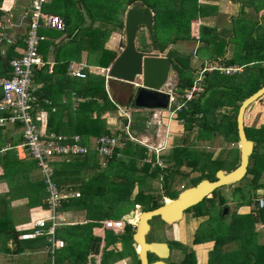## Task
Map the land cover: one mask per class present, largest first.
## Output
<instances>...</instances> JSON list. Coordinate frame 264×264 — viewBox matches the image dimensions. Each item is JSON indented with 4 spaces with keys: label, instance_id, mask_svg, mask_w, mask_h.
<instances>
[{
    "label": "trees",
    "instance_id": "1",
    "mask_svg": "<svg viewBox=\"0 0 264 264\" xmlns=\"http://www.w3.org/2000/svg\"><path fill=\"white\" fill-rule=\"evenodd\" d=\"M137 1L146 4L154 14V35L160 52H163L169 43L175 44L183 39L195 41L196 35L194 33L190 34V23L193 20L202 17L205 18L207 16L206 8L212 7L213 12L218 9L217 3L214 0H74L72 7L75 11H71L68 7L65 14L62 15V18L65 22V31H67L75 17L74 21L77 26L68 34V36L72 35L70 41L74 44L75 54L85 51L88 53L87 61L89 63L100 68H108L118 54L116 51L107 49L104 44L111 32L123 29V21L119 16L120 13H124L130 4ZM237 1L238 3L240 1L243 16H250L251 18H237V22L233 25L229 34L222 35L219 38V34H216L218 33L216 25H207L210 27L208 28L202 24L199 27V40L204 43L205 48L210 47L212 49L213 54L210 56L212 61H216V64L219 65L241 68V71H236L229 75L219 70L203 73L205 86L203 94L193 99L189 102L186 109L177 112L175 115L176 120L182 121L181 129L190 136V133H192L190 131L193 130L195 125H198V131L192 141L200 139L208 141L215 136L217 131L218 134L223 135L229 142L238 143L236 129L238 109L244 99L248 98L264 85V25L257 18L258 14H264V0H222L221 4L223 8H229L231 2L236 3ZM76 2L82 5L89 23H86L87 19L84 17V14L76 9ZM1 3L2 0H0V8ZM244 8L251 9L254 14L247 16ZM3 14L0 9V18ZM71 14L73 15L71 16ZM108 16L113 18V28L104 30L100 29V25L92 26L94 22H100L99 24L103 23V21H106L104 19ZM165 29L171 30L170 36H173L172 38L169 36L166 38L160 35ZM158 35L161 36V42L163 44L159 43ZM164 37L167 39L166 42H163ZM141 41L143 49L138 50L149 51L151 45L144 42V39H141ZM228 43L231 45H228ZM17 46L16 42L11 46L9 45L5 57L0 56L1 74L6 75L10 71L8 61L13 56H16L15 49ZM227 47L232 48L231 57L226 60H220L222 57H225L227 53L225 48L227 49ZM236 50L239 55L236 54ZM168 57L171 58V68L177 79L176 93L181 94L184 90L191 87L195 70L190 66V59L187 57L177 55L173 51L168 53ZM75 59H78V57ZM57 64L59 67L56 68L55 66L52 73L61 71V78L56 80L55 85H65L66 88L70 89V92H75L79 101L75 109L70 104L67 107L58 106L54 100L55 94L54 98L53 93L51 95L47 94L52 88L43 87L44 84H49L50 81L52 82L53 75H45L40 72L36 74L35 71V83L43 82L41 83L42 88L37 94H39L40 98L45 97L50 100L51 106L56 107L53 112L48 107L47 131H54L57 134L80 135L85 144L90 137L98 138L102 135H109L110 131L107 129L106 120L103 118V115L106 113L116 114L117 107L108 98L104 86V77L87 73V79L77 78V80H73L65 76L68 60H65L61 65H59L60 63L58 61ZM44 71L45 69L41 70V72ZM133 97V95L128 97V103L132 102ZM222 108H230L231 111L230 113L220 114L218 111ZM133 113L139 115L140 121L138 122V117H135L136 121L133 123L131 115L129 131L139 132L144 130L147 117H143L142 112H138V110ZM124 122L126 123L127 119ZM245 133L247 138L253 141L254 150L249 158V165L243 179L248 178L249 186L251 187L246 193H253L264 187V184L261 183L264 179V124L245 128ZM185 139L184 141L186 142L187 138L185 137ZM192 141H189L190 145H193ZM179 145L169 143L171 148L170 154L162 156L165 162L171 165L164 169L143 163L142 161L147 152L146 148L127 140L124 141V148L121 151H115V154L120 152V156L117 158L114 155L107 159L103 168H100L99 165L97 166L98 159L96 156L83 158L74 156L70 158H75L72 161L65 159L61 163H57L56 161L53 164L54 173L52 180L56 184L59 194L63 196L59 211L82 209L85 210L88 219L92 221L84 225L64 227L55 230V235L59 237L64 236L63 233H67V236H64L65 246L57 253L59 256L57 255L55 262L58 261L59 257L64 260L66 258L69 259L70 264H80L86 261L89 253H98L99 239L93 236L91 231L96 224L94 221L105 218L109 219L113 216L121 218L125 213L130 211L132 202L133 207L134 204H142L143 211H149L161 206L164 198L165 201L176 199L181 191L175 195V191L171 190V187L177 179L176 176L179 174L177 173V166L187 164V166H192L193 168L198 167V171L201 172L198 178L190 181L191 186L189 187L195 186L204 179L215 181V174L218 170L226 171L227 164H225V159L220 157L213 159L212 153L200 152L189 148V145L185 144L184 146L178 147ZM2 146L0 145L1 179L8 185L9 191L0 198V250L5 254L22 255L26 249L35 250L44 248L48 245V242L46 236L25 241L20 240L18 236L26 230L18 232L15 229L13 220H10L8 206L14 200H25L20 205L24 210L34 209L36 207L46 209L47 205L45 201L48 192L42 173L40 171L39 174L36 173L38 171L36 161L30 157L25 161L18 160L11 149L8 150V146ZM3 149L5 150L2 151ZM2 152L5 154H2ZM235 155L237 162L229 167V170L226 172H230L238 166L239 149H236ZM152 159L154 158L152 157ZM139 163H141L140 166ZM92 164H95L96 167L92 168ZM195 164L197 166H194ZM81 166H90L93 169L87 179L81 176L83 174ZM31 173H34V176L30 178ZM161 176L163 177L161 191L154 195L152 193L151 181L159 179ZM72 184L74 188L66 187ZM135 185H140V189L134 199L131 200ZM218 190L216 189L209 197H205L199 204L185 211L186 214L193 212L194 218H200L207 216L209 209H212L214 210L212 214H216L219 222L218 227H212L210 220L214 217H210L206 223L201 224L202 227L199 225L193 234L191 245L213 242V247L208 253L207 264L264 263V245H258L254 239L255 236L237 238L238 233L243 234L249 229L250 223L259 221L264 223V207L254 212V215L247 214L239 216L235 213L231 216L224 215L222 209L225 203L217 192ZM246 193L244 194L241 188L238 190L240 196L237 202L239 204L240 202H243L241 204L247 203V200L244 198ZM109 202L117 210L121 206L122 211H117V215L110 214L106 211V207L110 205ZM208 206L209 208L207 209ZM139 217L140 214H138ZM229 217L232 219L230 223L234 222V226L231 228L230 223H225V220ZM134 232L135 227L127 225L120 238L125 244L129 242L130 256L134 259L131 264H140L135 248L132 246ZM237 239L239 240V244H242L238 250L226 252L223 250L225 245L230 242L233 243ZM9 242L13 245L12 249L7 245ZM147 242L152 241L147 240ZM184 246L187 245L182 244L184 254L178 264H198L195 251L191 247L188 250ZM25 247L27 248L25 249ZM109 253L111 252H107V254ZM122 256L123 253H119L117 259H121ZM105 257L106 253L104 251L102 253V261ZM154 260H157V258L149 255V262ZM25 264L35 263L28 260ZM40 264H50V261L45 259Z\"/></svg>",
    "mask_w": 264,
    "mask_h": 264
},
{
    "label": "rangeland",
    "instance_id": "2",
    "mask_svg": "<svg viewBox=\"0 0 264 264\" xmlns=\"http://www.w3.org/2000/svg\"><path fill=\"white\" fill-rule=\"evenodd\" d=\"M218 6V9L213 12L212 7L206 8V14H207V18L204 20H197V21H192V23H190V34L194 33L196 35V40L195 41H190L188 39H183L181 41H178L175 44H168L166 45V49L163 50V52L156 50L153 51L151 48L149 51L146 52H151V53H155L158 55H165L170 52L173 51L175 52L177 55L183 56V57H187L190 59V66H192V68H194L195 72L193 74V81L194 79H196L197 75L196 72L199 69H202V67L204 65H210V64H216V61H212V59L210 58V56H212L213 51L210 47L205 48V45L203 42H201L199 40L200 34H199V26L201 25V23H203L204 21V25L205 26H211V25H216L217 27V35L219 34V38L222 35H227L229 34V31L232 29L233 25L237 22V18L239 17H243L246 19H250L251 17H246L245 15L243 16V14L241 13V4L240 1L238 3V1L236 3L231 2V6H229V8H223L221 1L222 0H214ZM51 2V0H50ZM53 4L49 6V11L50 12H55V13H62L64 10L67 9V7L70 8L71 11H75V9L72 7L73 1L72 0H53L52 1ZM93 9H95L93 7ZM97 9V8H96ZM100 9V8H99ZM245 12L248 15H252L254 14V12L249 9V8H244ZM100 11V10H99ZM126 12V11H125ZM124 13H120V19L122 21H124ZM75 14V13H74ZM99 15V13H97ZM73 14H71L72 16ZM257 16V15H256ZM99 18V17H98ZM257 18L262 22V24L264 25V14H258ZM100 19V18H99ZM75 17L73 18V22L70 23V26L68 27L67 31L65 32H52V31H48L47 34H49V36L55 38V37H66L70 31H72L77 24L75 23ZM103 21V23L99 24L96 23L95 25H100V29H111L113 28V18H111V16H108L107 18H105ZM207 24V25H206ZM207 26V27H208ZM210 28V27H208ZM220 30H223L222 32H219ZM171 30H167L165 29V31L163 33H160L161 36H165L166 38L169 37H173L170 36ZM158 35V41L160 44H163L161 42V36ZM163 38V42H166V38ZM240 38V36H238ZM141 39H144L147 44H149V39L148 36L146 34V31L142 28L139 29L138 33H137V37H136V41H135V46L137 49H143L142 48V41ZM224 39V38H223ZM58 40V39H57ZM125 45V40H124V31L123 29L121 30H115L114 32H111L109 38L106 40L104 46L107 49H113L116 51L117 54H119L121 52V50L123 49ZM228 45H231L228 43ZM163 47V45H162ZM211 49V50H210ZM225 50H227V53L225 55V57H222L220 60H226L228 58L231 57L232 54V48L231 47H227V49L225 48ZM145 52V51H142ZM235 52V51H234ZM236 54H238V51L236 50ZM239 55V54H238ZM170 58V57H169ZM263 65V64H261ZM236 68V67H235ZM94 75L97 76H103L105 77V79L109 78L108 75L106 74L105 70L104 72L100 69H95L92 70ZM237 71H241V68H238ZM110 79V78H109ZM110 88L111 90V99L108 98L113 101L116 105L118 103H120V107H117V111L120 112V108H122L121 106H124L125 104L128 105V110L127 108H125V113H127L129 115V118H131L132 115V122L134 123L136 121L135 117H138V122L140 121V117L139 115H136L135 113L132 114V112L138 110V112H148L147 114V120L149 122L148 127H147V131L138 134L137 132L134 135L131 136H127V128H128V120L125 123V119H127L126 117L124 118H116V126L112 127L111 132L113 133H121L123 136H121L123 138V141H130V142H135V143H139L142 145H144L143 147L146 148V150L149 152V154H153V152H155L154 150L151 149H156L158 150V154L159 155H169L170 154V146L169 143H176V144H180L178 147L180 146H184L185 145H189L188 147L200 152H204V153H212V157L213 159L220 157L222 159H225L226 162L225 164H227L226 167V171H228L229 167L233 166V164H235V162H237V157H235V151L236 149H238V143H231L228 140H226L223 135H221L220 133L218 134V132L216 131L215 136H213L210 140L208 141H204L203 139L200 140H193L194 136L196 135L197 131H198V125H195L193 127V130L190 131L192 133L191 136L187 134V132H184L181 129V124L182 121H178L176 120L177 118H175L174 115H167L164 112H156L157 108H137L134 106V99L132 100L131 103H128V96L133 95L136 93L137 91V85L134 84H129V83H125V82H121V81H117V80H110ZM136 84H141V79L139 77H137ZM177 83V79H176V75L174 74L172 68L169 74V78H168V82L166 85L169 86V88H171V90H173V86H175ZM177 87V86H176ZM134 93V94H133ZM198 96H196L195 98H197ZM134 98V97H133ZM230 108H222L220 109V111H218L220 114L222 113H230ZM114 114V113H112ZM117 114V113H116ZM155 114V117H153V115ZM112 116V115H111ZM116 115L114 114L112 117L114 118ZM199 116V115H198ZM151 117V118H150ZM120 120V121H118ZM126 124V125H125ZM264 124V96H262L261 99L257 100L255 103H252L251 105H249L244 113V126L245 128H249L252 126H259ZM173 125V127H172ZM176 127V128H175ZM131 134V131H130ZM217 134V135H216ZM154 135L155 139H152L151 136ZM185 137L187 138V141L185 142L184 139ZM182 140V141H181ZM186 140V139H185ZM192 141V144L194 145H190L189 143ZM143 143V144H142ZM151 149H149V148ZM156 153V152H155ZM162 156V160L164 161L165 164V168L170 167L169 165L171 164H167L165 162V160L163 159ZM117 158L119 156H116ZM152 158V157H151ZM154 158V157H153ZM236 158V160H235ZM101 162L103 163V165H105V162L103 159H101ZM141 165V163H139V166ZM237 165V163H236ZM194 166H197V164H195ZM178 167V171L177 173H179L176 177L177 179L173 182L171 190L175 191V195L177 193H179L180 191L182 192V190L189 188V186H191L190 181H192L195 178H198L201 174L200 171H198V167L197 168H193L192 166H187V164H182L181 166H177ZM225 171V172H226ZM183 176V177H182ZM162 182H163V177H159V179H154L151 181L152 183V189H153V194H157L159 191H161L162 188ZM236 188V189H234ZM243 190V193L245 194L251 187L249 186V180L248 178L243 179L240 182H237L236 184H234L232 187L226 186V187H222L221 189H219L217 192L220 194L221 198L223 199V202L225 203V205L223 206V211L225 208H227V212L225 215H232L233 213H235V209H236V202L238 200V197L240 196L238 194V190L239 189ZM140 189V185L137 186L135 185L133 188V192L131 195V200L134 199L136 193L139 191ZM180 192V193H181ZM179 193V194H180ZM252 194H248L246 193V195H244L245 200H247V202H249V198H251ZM109 198V197H106ZM110 199V198H109ZM108 201V200H107ZM165 200L163 199V202ZM170 201V200H169ZM110 203V202H109ZM141 205V212L143 211V205ZM117 206V205H115ZM132 208L130 209V212L133 210V202L131 203ZM209 208V206L207 207V209ZM220 209V208H217ZM106 211H108L110 214H116V212H120L122 211V207L119 206V209L117 210L116 207H114V205H112L110 203V205L108 207H106ZM214 212V210L209 209V213L207 214V216H202L200 218H194L193 217V212L191 213H185V219L181 220L180 222H176V223H171V222H163L159 217H154L149 221L150 224V230L147 234V240L148 241H157V242H166L170 248V257L166 260L167 264H178L181 259L183 258V254L184 252L182 251V241L184 242L187 236V239L190 238V233L192 232V228L195 225L196 229L199 227V225L202 227L201 224L206 223L208 218L210 217H214L210 220V224L212 225V227L215 226H219L218 225V218L216 216V214H212ZM187 215V216H186ZM191 217L192 221H191ZM138 220V219H137ZM231 217L227 218L225 220V223H230L231 221ZM230 228L234 226V222L230 223ZM203 227H205L203 225ZM26 229V228H25ZM30 229V228H27ZM195 231V229H194ZM180 232V235L178 236V233ZM118 235V234H117ZM184 237V239H183ZM208 244V243H207ZM8 247L12 249L13 245L11 242H9ZM183 245H187V244H183ZM226 246V245H225ZM186 249L190 250V245L184 246ZM254 249V248H252ZM251 249V250H252ZM194 251V249H193ZM251 252V251H250ZM198 254L196 255V260L197 262L200 264L201 261H203L202 257L203 255L201 254L202 252L199 250L197 252ZM15 257H17L14 254H5L3 252H1L0 250V264H13L15 260ZM24 256H20L19 258H22ZM34 258V257H33ZM202 264V263H201Z\"/></svg>",
    "mask_w": 264,
    "mask_h": 264
},
{
    "label": "crops",
    "instance_id": "3",
    "mask_svg": "<svg viewBox=\"0 0 264 264\" xmlns=\"http://www.w3.org/2000/svg\"><path fill=\"white\" fill-rule=\"evenodd\" d=\"M52 1L53 0H51V2L49 1L44 6V11L47 13H51V14H57V15H60L62 17V15L65 14L67 9L64 10L62 13L50 12L49 6L53 4ZM72 1H74V0H72ZM31 2H32V0H2L0 9L4 14L0 18V23H1V28H0V56L5 57L8 46L9 45L11 46L15 42L18 45L17 48L15 49L16 56H13L11 59H13L15 57H19L21 55L22 50L25 47L24 41H25L26 30H27V21L25 19V15L30 8ZM75 6H76V9L81 11L84 14V17L87 19V15H85L84 9L82 8V5L79 2H76ZM206 18L207 17H205V18L202 17V18H199L197 20H200V19L204 20ZM197 20H193V21H197ZM86 23H89L88 19H87ZM96 23H98V22H96ZM96 23L94 22L92 24V26L93 27L97 26V25H95ZM202 24H204V21H203V23H201V25ZM48 31L58 32V31H54V30H42L41 31L42 34H44L46 37V39L41 42V46H40L41 51L39 52L43 62L53 63L54 67L56 66V68H57V67H59V66H57L58 61L60 63L59 65H61V63H64L65 60H68V63L74 62L75 64L83 63L84 65H86V67L84 69L85 74L89 73L91 75H94L92 70H95V69H100L103 72L105 70V72L107 74V70L110 68L111 65L108 68H100V67H98L92 63H89L87 61L88 60V53L87 52L81 51L79 54H75L74 44L71 43V41H70L72 35H69V36L67 35L66 37H55V38H53V37L49 36V34H47ZM219 32H221V30ZM58 33H60V32H58ZM110 50H113V49H110ZM113 51H115V50H113ZM77 55H79V56H77ZM77 57H78V59H75ZM9 62L10 61H8V64H9ZM43 69H45V71L41 72V70H43ZM39 72L43 73L45 75H53V77H52L53 83L50 81L49 84H44L43 87H46V88L51 87L52 88L50 91H48L47 94L51 95L53 93V98H54V94H55V98H56V99L54 98L55 103L57 102L56 104L58 106H61V107L62 106L67 107L68 104H70L73 107V109H75L77 106V102L79 101V99H77V97H76L75 92H73V91L70 92V89L66 88L65 85H63V84L62 85H55L56 80L61 78V74H60L61 71H58L57 73L56 72L55 73H49L48 72V65L45 64L42 68L36 70V74ZM0 75H3V74H1V72H0ZM9 75H10V71L6 75H3V76H9ZM65 76L67 78L77 80V78H73V77L67 75L66 71H65ZM79 79L84 80L87 78H79ZM110 80L111 79H109V78L105 79V77H104L105 91H106L107 95L109 96V98L111 99V93L109 91V90H111V88L109 86V84L111 82ZM41 83H43V82L35 83V81H34V85H33V92L37 98V104H38V107H37L38 110H37V112L36 111L35 112L37 115H40V114L42 115V117L44 119V123L46 124V129H47L48 116H49L48 107L51 108L52 112L55 111L56 107L51 106L50 100H48L45 97L40 98L39 94H37V92L39 90H41V88H42ZM0 96H1V91H0ZM188 104L185 105L183 110L188 107ZM116 107H120V103H118L116 105ZM121 107H122L121 109H125V108H127V110L129 109L127 104H125L124 106H121ZM158 111L164 112L165 114L168 115V113H166L164 109H157L156 112H158ZM147 113L148 112H143L142 113L143 117H145V118L148 117ZM3 114H4V112L0 111V115H3ZM111 115L113 116L114 114L106 113L105 115H103V118L106 120L107 129L110 131V134L109 135H102V136H112V135L116 136L118 134L123 136L121 133L111 132V130H112L111 128L116 126V124H117L115 121L116 118L120 119V118H124V117H122L120 115L119 111H117V114H115L116 116L114 118ZM153 117H155V114L153 115ZM130 120L131 119H129V121H128V131H129ZM118 121H120V120H118ZM147 124H149L148 120L145 121V129L142 131H139L137 133L141 134V133L147 131V127H148ZM0 127H2L0 129V145H3L2 147L8 146V150L11 149V151L13 152V154H15V156L17 157L18 160H21V161L27 160L28 156H27L26 151L20 147V145L23 141L21 127L19 125H16V124L15 125H3ZM172 127H173V125H172ZM51 132H54V131H51ZM54 133H56V132H54ZM129 133H130V131H129ZM135 133H136L135 131L131 132L130 135H134ZM61 135L72 136V135H69L66 133H62ZM75 135H77V134H75ZM151 138L155 139V136L152 135ZM94 139H95L94 137H90L86 141V144L87 145L92 144ZM82 142H83V140H82ZM123 143H124V141H123ZM136 144L141 146V144H139L138 142ZM238 145H239V142H238ZM143 146L144 145H142V147ZM123 148H124V144L122 147L116 148L115 151L116 150L121 151ZM238 149H239V146H238ZM4 150L5 149H3L2 151H4ZM115 151H114V154L112 156H114V155L120 156L121 153L117 152V154H115ZM147 153H149V152L148 151L146 152V156H149V155H147ZM2 154H5V153L2 152ZM87 156H89V157L96 156L98 159L97 166L99 165L100 168H103L105 166L101 162V159H103L104 162L106 163V160L112 157V156L111 157H103L94 151H90L87 155L78 156V157L83 158V157H87ZM70 158L71 157L60 158L57 161V163H61L62 160H64V159L68 160V161H72L73 159H75V158H72V159H70ZM92 165H93L92 168L96 167L95 164H92ZM81 167H82L81 171H83V174H81V176L85 177L87 179L90 176V173L93 169L90 166H89L90 168L85 167V166L84 167L81 166ZM39 171L40 170L38 169V171L36 173L39 174L40 173ZM85 171H86V173H84ZM1 175H2V169L0 167V198H2L4 195H6L9 191L8 185L6 183H4V180L1 179ZM32 176H34V173H31L30 178ZM263 178H264V176H263ZM262 181L263 182H261V183L264 184V179ZM66 187H70L71 189L74 188L73 184L67 185ZM230 187H232V186H230ZM234 189H236V188H234ZM250 193L252 194V196H251V198H249V202H247L245 204H241L243 202H240V204H239V202H236V204H237L236 209H235L236 215H239V216L247 215V214H253L254 215V212H256L259 209L256 202H257V199L263 198L264 187L256 190L253 193L252 192H250ZM250 193H248V194H250ZM24 201L25 200H17V201L14 200L13 202H10V204L8 206V212H10L9 213L10 214V220H13L14 227L18 232L23 231V230L25 231L27 228L31 229L33 226V222L36 219L46 218L49 215L47 208L42 209V207H36L34 209L24 210L20 206L24 203ZM104 211H105V209H104ZM128 213H125V214H128ZM55 217H56V221L59 223V225L56 227V229H61L64 227H70V226H76V225H84V224L92 221V220L88 219L85 210H82V209L69 210V211H61V210L59 211V209H58L55 213ZM113 218L120 219V218H117V216H113L109 219H113ZM192 218L193 217H191V221H192ZM106 219L107 218L102 219V220H98V221L93 220L96 224L92 228L91 231H92V235L99 239V248H98L99 251L97 254H94L93 252L89 253L87 255L86 261L84 263L81 262L80 264H131L133 262L134 259L132 256H130V249L128 247L129 242H127L125 244L122 242V240L120 238V237H122L124 232L115 233L113 231L104 229L102 226V221H104ZM184 219H185V213H184L181 220H184ZM180 221H178V222H180ZM47 226H50V222H48V221H47ZM195 227L196 226L194 225L192 228V232L190 233V238L187 239V236H186L185 241L184 242L182 241V243L190 245V247L192 249H194L196 255L198 254L197 252L200 250L202 252L201 254L203 255V257H202L203 261H201V263L207 264L208 253L213 247V242H208V244L204 243V244H198V245H191L192 237H193V234L195 232L194 229L196 230ZM63 234H64V236H67L66 232ZM239 234H241V233H238L237 238H239V237L245 238L248 236H255L254 239L256 240L257 244L258 245H264V223L261 221L250 223L249 229L245 233H243L241 235H239ZM179 235H180V232L178 233V236ZM64 236L59 237L56 235L57 238H59L63 241L65 240ZM183 239H184V237H183ZM22 241H25V240H22ZM240 243H241V241H240ZM132 246L135 248V251L137 253L138 252V250H137L138 246L134 243V241H133ZM240 246H242V244H239V240L237 239V240H234L233 243L230 242L229 244L224 246L223 250L225 252L231 251V250L236 251L240 248ZM26 248L27 247H25V249ZM63 248H61V249H63ZM61 249L55 251L54 253L48 252L46 250V247L38 248L35 250L26 249L24 254L16 255L17 256V257H15L16 261H14L13 264H25V263H27L28 260L31 261L32 263L40 264L45 259L49 260L50 264H70L69 259H67V258L64 260L63 258L58 257V261L55 262L57 259V255H58L57 253ZM103 249H105V250H103ZM104 251L106 253V257L102 261V253H104ZM107 252H111V253L107 254ZM119 253H123V256L121 257V259H117V256ZM20 256H24V257L19 258ZM9 264H11V263H9ZM261 264H264V263H261Z\"/></svg>",
    "mask_w": 264,
    "mask_h": 264
},
{
    "label": "built area",
    "instance_id": "4",
    "mask_svg": "<svg viewBox=\"0 0 264 264\" xmlns=\"http://www.w3.org/2000/svg\"><path fill=\"white\" fill-rule=\"evenodd\" d=\"M50 0H32L30 8L25 15L27 21V30L25 37V47L19 57L10 60V75H0V125H19L22 130L23 141L20 147L26 151L27 156L35 160L37 167L44 177L48 196L46 198L47 211L49 215L46 218L36 219L31 229H26L18 238L20 240H30L36 237L46 236L48 245L46 250L50 253L63 248L65 243L55 235V229L59 225L56 221L55 213L61 205L63 196L59 194L58 188L53 178L54 163L60 158H69L73 156H84L90 151H94L103 157H111L116 148L123 146V138L118 134L116 136H101L95 138L90 145L84 144L79 135H61L54 132H48L42 115H37V98L33 94L34 72L48 65V72L52 73L53 63H45L41 59L39 47L41 42L46 39L42 30H54L58 32L65 31V22L60 15L51 14L44 11V6ZM1 28V23H0ZM86 65L83 63H68L66 68L67 75L73 78H86L84 73ZM219 70L226 75L233 74L238 68L224 66L219 64L204 65L196 75L190 88L184 90L181 94L176 93V88L163 89L168 95L167 106L164 109L169 115H176L183 110L185 105L200 97L205 91L203 73ZM108 71V70H107ZM197 97V98H198ZM36 111V112H35ZM125 109L120 108V115L126 117L129 121V115ZM128 130V128H127ZM127 136H131L127 131ZM149 148V147H147ZM151 149V148H149ZM153 154L147 153L143 163H148L152 167L160 169L165 168L164 161L156 149ZM151 157H154L152 159ZM258 208L264 207V199H257ZM141 213V205L135 204L134 208L128 214L120 219H106L102 221L104 229L115 233H122L127 225L134 227L137 223L138 214ZM50 222L47 226L46 222Z\"/></svg>",
    "mask_w": 264,
    "mask_h": 264
},
{
    "label": "water",
    "instance_id": "5",
    "mask_svg": "<svg viewBox=\"0 0 264 264\" xmlns=\"http://www.w3.org/2000/svg\"><path fill=\"white\" fill-rule=\"evenodd\" d=\"M153 15L152 10L139 1L127 7L123 21L125 45L108 69L107 75L110 79L137 85V91L133 93L135 107L165 109L168 95L162 89L168 82L172 67L171 58L167 57V54L142 52L135 46L137 33L142 28L146 31L151 49L158 50ZM137 77L141 79V84L135 83ZM263 95L264 85L244 99L238 109L236 129L240 155L239 164L235 169L226 173L218 170L215 181L204 179L195 186L184 189L176 199H170V203L164 201L156 209L140 213L133 234V241L139 246L137 255L140 264H167L166 260L170 257V248L166 242H147L149 221L152 218L159 217L163 222L176 223L182 219L186 210L199 204L216 189L234 185L244 178L254 150L253 141L249 140L245 133L244 113L249 105ZM226 212L227 208L223 211L224 215ZM149 255L155 256L157 260L149 262Z\"/></svg>",
    "mask_w": 264,
    "mask_h": 264
},
{
    "label": "clouds",
    "instance_id": "6",
    "mask_svg": "<svg viewBox=\"0 0 264 264\" xmlns=\"http://www.w3.org/2000/svg\"><path fill=\"white\" fill-rule=\"evenodd\" d=\"M167 57H168V55H167ZM202 68H203V67H202ZM198 71H199V70H198ZM198 71H197V72H198ZM166 85H168V84H166ZM166 85H165V87H163L164 90H166V89L169 88V86L166 87ZM172 88H176V85L173 86ZM163 89H162V91H163ZM169 89H171V88H169ZM164 93H165V92H164ZM165 94H166V93H165ZM166 95H167V94H166ZM231 186H233V185H231ZM164 199H165V198H164ZM134 205H135V204H134ZM133 208H134V207H133ZM135 226H136V225H135ZM135 226H134V227H135Z\"/></svg>",
    "mask_w": 264,
    "mask_h": 264
},
{
    "label": "bare ground",
    "instance_id": "7",
    "mask_svg": "<svg viewBox=\"0 0 264 264\" xmlns=\"http://www.w3.org/2000/svg\"><path fill=\"white\" fill-rule=\"evenodd\" d=\"M166 203H170V201L168 200V201H166ZM137 250L139 251V246L137 247Z\"/></svg>",
    "mask_w": 264,
    "mask_h": 264
},
{
    "label": "flooded vegetation",
    "instance_id": "8",
    "mask_svg": "<svg viewBox=\"0 0 264 264\" xmlns=\"http://www.w3.org/2000/svg\"><path fill=\"white\" fill-rule=\"evenodd\" d=\"M221 189V188H220Z\"/></svg>",
    "mask_w": 264,
    "mask_h": 264
}]
</instances>
